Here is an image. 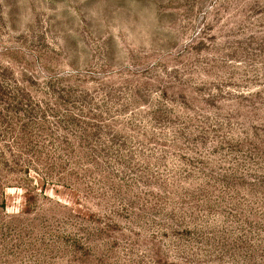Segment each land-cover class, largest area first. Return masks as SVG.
Instances as JSON below:
<instances>
[{
    "label": "rangeland",
    "instance_id": "1",
    "mask_svg": "<svg viewBox=\"0 0 264 264\" xmlns=\"http://www.w3.org/2000/svg\"><path fill=\"white\" fill-rule=\"evenodd\" d=\"M0 264H264V0H0Z\"/></svg>",
    "mask_w": 264,
    "mask_h": 264
}]
</instances>
